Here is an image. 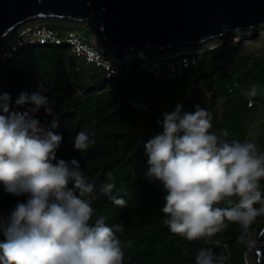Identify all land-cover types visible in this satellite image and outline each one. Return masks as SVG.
Here are the masks:
<instances>
[{
  "label": "clouds",
  "instance_id": "obj_1",
  "mask_svg": "<svg viewBox=\"0 0 264 264\" xmlns=\"http://www.w3.org/2000/svg\"><path fill=\"white\" fill-rule=\"evenodd\" d=\"M44 93L39 85L31 94L21 92L14 104L9 93L0 94V185L5 193L25 197L0 218V264H124L116 235L124 228L109 226L92 205L99 196L120 207L127 201L113 195L111 176L97 187L76 159L58 158L60 116L56 102ZM241 94L251 101L258 86ZM41 111L51 119L42 122ZM157 123L162 131L143 144L144 176L150 184L163 185L160 211L169 231L193 241L234 223L240 228L238 241L254 246L251 226L264 217V150L253 140L225 139L226 129L210 131L211 114L199 104L188 111L177 102ZM95 135L86 125L72 138L73 150L87 152ZM194 264H229V257L201 248Z\"/></svg>",
  "mask_w": 264,
  "mask_h": 264
},
{
  "label": "trees",
  "instance_id": "obj_2",
  "mask_svg": "<svg viewBox=\"0 0 264 264\" xmlns=\"http://www.w3.org/2000/svg\"><path fill=\"white\" fill-rule=\"evenodd\" d=\"M44 22L41 20L40 24ZM66 25L71 28L46 27L66 32L81 26ZM92 31L88 29L85 37L91 38ZM228 44L236 43L227 39L215 50L209 70L186 72L178 80H160L144 74L140 62L125 76L109 77L107 72L87 66L71 53L67 44L27 46L6 62L0 77V94L9 93L14 104L21 92L31 94L41 85L44 94L56 102L60 116L56 132L63 136L58 158L76 159L89 182L97 187L108 176L115 180L113 195L124 197L126 206H116L107 197L99 196L92 207L96 216L107 217L109 226L120 224L124 228L123 233L116 234L125 253L124 264H194L201 248L212 249L214 255H227L229 264H247L250 247L238 241L237 224L228 223L222 232L193 241L171 233L164 224L166 216L160 211L165 195L163 185L159 181L150 184L144 176L148 159L144 142L162 131L157 121L163 120V113L172 111L177 102L188 111L194 110L196 105L188 94L193 85L192 99L197 104L200 105L199 96L204 90L212 91L214 100L221 102L211 108L204 107L213 112L210 131L228 130L230 135L225 139L229 141L250 140L253 116L264 112V54H240L239 49L229 50ZM221 56L224 60L215 65ZM252 85L258 86V94L251 99L254 105L250 106L251 101L241 92ZM130 100L145 101L149 110H136L129 104ZM37 117L42 122L51 119L43 111ZM86 125L94 127L96 142L81 154L73 150L71 140ZM261 184L264 188V183ZM24 200L25 197L5 193L0 185V218ZM262 221L264 217L257 218L250 234Z\"/></svg>",
  "mask_w": 264,
  "mask_h": 264
},
{
  "label": "water",
  "instance_id": "obj_3",
  "mask_svg": "<svg viewBox=\"0 0 264 264\" xmlns=\"http://www.w3.org/2000/svg\"><path fill=\"white\" fill-rule=\"evenodd\" d=\"M97 18L98 45L122 60L140 50L174 54L217 43L264 24V0H0V49L41 20L84 24ZM189 99H192V91ZM264 241V230L260 235ZM256 264H264V244Z\"/></svg>",
  "mask_w": 264,
  "mask_h": 264
},
{
  "label": "built area",
  "instance_id": "obj_4",
  "mask_svg": "<svg viewBox=\"0 0 264 264\" xmlns=\"http://www.w3.org/2000/svg\"><path fill=\"white\" fill-rule=\"evenodd\" d=\"M87 30L88 28H75L60 32L46 26H32L24 29L0 49V77L4 73L5 63L12 60L27 46L67 44L71 47L73 55L81 58L87 66L107 72L109 77L125 76L134 68L136 62H140V71L144 74L157 77L160 80H178L183 78L186 72L196 73L209 70L215 50L221 48L225 43L223 40L204 50L178 51L172 55L140 50L126 55L122 60H115L111 56L105 55V49L100 47L96 41V34H93L91 38L85 37L84 34ZM128 102L138 111L149 110L145 101L130 100ZM199 103L203 107L211 108L220 104V101L214 100L212 91L204 90L199 96ZM252 105H254L253 101L250 102V106ZM210 114L213 115V112Z\"/></svg>",
  "mask_w": 264,
  "mask_h": 264
},
{
  "label": "rangeland",
  "instance_id": "obj_5",
  "mask_svg": "<svg viewBox=\"0 0 264 264\" xmlns=\"http://www.w3.org/2000/svg\"><path fill=\"white\" fill-rule=\"evenodd\" d=\"M49 25L61 26L64 28H71L69 25H66V24L55 23L53 21H46L42 24H40V22H39V23L29 25L24 29H27V28L32 27V26L33 27H35V26L36 27H43V26H49ZM73 27H76V26H73ZM76 28H86V29L90 28L93 30L92 33L96 34L98 29H99V22H98L97 18H94L91 21L87 22V24H84L82 26H78ZM242 35L245 38L241 43H238V42H240L239 40L241 39L239 37H243ZM226 39H231L232 43H236V44H234L235 46L233 44H228L227 47L229 50L233 49L232 51H235V50L239 49L240 54H244V53L247 54L249 52H255V53L260 54V55L264 54V24L263 23L260 24L257 29H255L253 31H249L247 33L245 32V33H240V34L226 35L221 40H219L217 43H215L211 46L219 44L223 40L226 41ZM211 46H208V47H211ZM208 47H202V48H199L198 50H204L205 48H208ZM218 53H220V52H218ZM223 60H224V58L221 56L215 62V65H218ZM5 65H6V63H5ZM172 82L174 83V81H172ZM250 140L255 141L257 144L260 145L261 149H264V112L259 113V114H255L253 116V125L251 128ZM261 183H264V181H262ZM263 230H264V221H262L259 225H257V227L250 234V238L254 241V246H251L249 251H248L247 264H256L255 253L257 251V247L263 243V241L260 240V235H261Z\"/></svg>",
  "mask_w": 264,
  "mask_h": 264
},
{
  "label": "bare ground",
  "instance_id": "obj_6",
  "mask_svg": "<svg viewBox=\"0 0 264 264\" xmlns=\"http://www.w3.org/2000/svg\"><path fill=\"white\" fill-rule=\"evenodd\" d=\"M242 36H243V35H242ZM239 38H241L239 41L242 42V41L244 40L245 37L243 36V37H239ZM245 40H246V39H245ZM262 244H264V241H263ZM262 244H261V245H262Z\"/></svg>",
  "mask_w": 264,
  "mask_h": 264
},
{
  "label": "crops",
  "instance_id": "obj_7",
  "mask_svg": "<svg viewBox=\"0 0 264 264\" xmlns=\"http://www.w3.org/2000/svg\"><path fill=\"white\" fill-rule=\"evenodd\" d=\"M232 50H233V49H232ZM232 50H231V51H232ZM215 55L217 56V54H215ZM226 57H228V54H227V53H226ZM142 125H144V123H142Z\"/></svg>",
  "mask_w": 264,
  "mask_h": 264
}]
</instances>
